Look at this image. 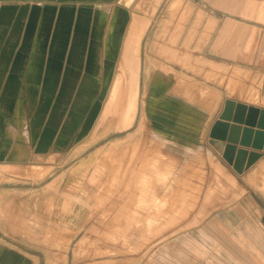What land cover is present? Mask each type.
<instances>
[{
  "label": "rangeland",
  "instance_id": "rangeland-1",
  "mask_svg": "<svg viewBox=\"0 0 264 264\" xmlns=\"http://www.w3.org/2000/svg\"><path fill=\"white\" fill-rule=\"evenodd\" d=\"M84 3L61 30L87 57L71 38L21 93L38 137L0 163V264H264V167L209 141L226 100L264 108V0Z\"/></svg>",
  "mask_w": 264,
  "mask_h": 264
},
{
  "label": "crops",
  "instance_id": "crops-1",
  "mask_svg": "<svg viewBox=\"0 0 264 264\" xmlns=\"http://www.w3.org/2000/svg\"><path fill=\"white\" fill-rule=\"evenodd\" d=\"M84 1L0 0V163L10 162L11 160H8V157L11 155H20L26 150L30 151V140L33 137H38V132H34L35 134L31 136L21 93L30 90L31 85L46 83L45 79H42V76L46 73L43 60L53 58L48 65L49 68L54 69V59L62 58L64 44L70 42L72 34L65 31L67 33V37H65L61 28L63 26L70 27V20L73 18L77 19L78 22L80 20L81 24L79 25L82 27L83 20L85 21L90 16L88 14L92 12V9L88 7L91 5L84 3ZM78 6L89 12L88 14L85 12L87 16L84 15V17L83 14L77 13ZM103 9L104 13L101 16L102 22L99 27L103 26L105 28L107 21L112 28L116 25L121 26L120 21L123 17H121L119 11L108 18L109 9L105 7ZM61 20H65V22L60 23ZM47 26H52L49 35L44 32L45 30H42ZM111 29L105 34L107 39L105 40L107 43L106 54L111 51L109 43L114 32ZM78 32H75L74 38L71 40L72 46L69 49V57L70 59L84 60L87 57L86 48H84L87 38L84 36L82 38L81 34L79 37ZM120 42L119 38L118 43L120 44ZM126 42L125 38L124 44ZM31 43L37 45L30 50ZM46 43H49L48 47H46ZM259 50H262L261 53L264 55V36ZM67 68L66 74L68 77L65 78L64 84L68 86L73 80L71 74H74L75 69L74 66ZM40 77L42 81H40ZM85 83H82L83 90L86 89ZM74 89L77 90V86L74 85ZM34 121L37 122V120L33 119V126L35 125ZM242 126L244 127V125ZM214 148L219 151L216 147ZM237 148L244 147L238 144ZM246 150L249 153H260L261 156L243 173L251 168L255 170L262 169L264 167V150H257L252 147L246 148Z\"/></svg>",
  "mask_w": 264,
  "mask_h": 264
},
{
  "label": "water",
  "instance_id": "water-1",
  "mask_svg": "<svg viewBox=\"0 0 264 264\" xmlns=\"http://www.w3.org/2000/svg\"><path fill=\"white\" fill-rule=\"evenodd\" d=\"M209 136L210 143L237 172L241 173L244 159L245 167L248 168L261 154L237 149V145L264 150V109L226 100L224 109L213 124Z\"/></svg>",
  "mask_w": 264,
  "mask_h": 264
},
{
  "label": "bare ground",
  "instance_id": "bare-ground-1",
  "mask_svg": "<svg viewBox=\"0 0 264 264\" xmlns=\"http://www.w3.org/2000/svg\"><path fill=\"white\" fill-rule=\"evenodd\" d=\"M129 42H126L124 44V51H123V60L126 61V58L128 59V57L131 54V46L128 44ZM262 103L264 104V100H262ZM260 108V107H259Z\"/></svg>",
  "mask_w": 264,
  "mask_h": 264
}]
</instances>
